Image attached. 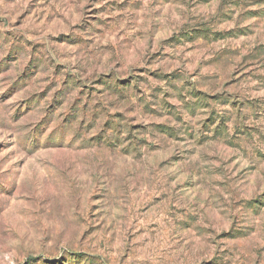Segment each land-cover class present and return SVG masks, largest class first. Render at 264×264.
<instances>
[{
    "label": "rangeland",
    "instance_id": "obj_1",
    "mask_svg": "<svg viewBox=\"0 0 264 264\" xmlns=\"http://www.w3.org/2000/svg\"><path fill=\"white\" fill-rule=\"evenodd\" d=\"M0 264H264V0H0Z\"/></svg>",
    "mask_w": 264,
    "mask_h": 264
}]
</instances>
